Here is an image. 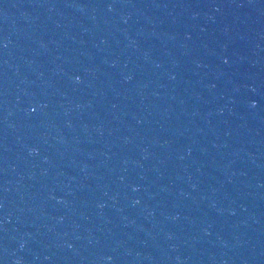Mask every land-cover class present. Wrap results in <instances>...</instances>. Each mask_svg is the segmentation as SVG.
<instances>
[{
	"label": "water",
	"instance_id": "water-1",
	"mask_svg": "<svg viewBox=\"0 0 264 264\" xmlns=\"http://www.w3.org/2000/svg\"><path fill=\"white\" fill-rule=\"evenodd\" d=\"M0 264H264V0H0Z\"/></svg>",
	"mask_w": 264,
	"mask_h": 264
}]
</instances>
